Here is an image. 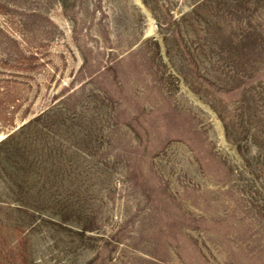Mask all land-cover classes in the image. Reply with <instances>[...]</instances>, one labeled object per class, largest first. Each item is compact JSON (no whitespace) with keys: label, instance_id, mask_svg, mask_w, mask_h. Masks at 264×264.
<instances>
[{"label":"rangeland","instance_id":"obj_1","mask_svg":"<svg viewBox=\"0 0 264 264\" xmlns=\"http://www.w3.org/2000/svg\"><path fill=\"white\" fill-rule=\"evenodd\" d=\"M0 264H264V0H0Z\"/></svg>","mask_w":264,"mask_h":264},{"label":"bare ground","instance_id":"obj_2","mask_svg":"<svg viewBox=\"0 0 264 264\" xmlns=\"http://www.w3.org/2000/svg\"><path fill=\"white\" fill-rule=\"evenodd\" d=\"M146 32V31H145Z\"/></svg>","mask_w":264,"mask_h":264}]
</instances>
